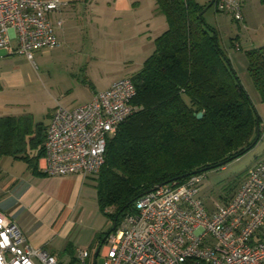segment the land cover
<instances>
[{
	"label": "trees",
	"instance_id": "obj_1",
	"mask_svg": "<svg viewBox=\"0 0 264 264\" xmlns=\"http://www.w3.org/2000/svg\"><path fill=\"white\" fill-rule=\"evenodd\" d=\"M154 2L167 30L154 40V51L141 70L129 77L138 111L108 141L105 163L94 177L99 210L113 225L154 188L223 169L260 139L261 120L220 46L218 32L205 22L204 11L212 2ZM245 56L264 104V48ZM34 126L30 115L0 118V158L23 162L38 175L46 128ZM244 178L240 174L222 185L219 199L226 203L221 193L238 189Z\"/></svg>",
	"mask_w": 264,
	"mask_h": 264
},
{
	"label": "built area",
	"instance_id": "obj_2",
	"mask_svg": "<svg viewBox=\"0 0 264 264\" xmlns=\"http://www.w3.org/2000/svg\"><path fill=\"white\" fill-rule=\"evenodd\" d=\"M218 14L243 22L241 0H214ZM62 0H0V51L32 61L33 52L58 48L55 15ZM130 78L114 82L87 104L58 106L46 128L47 177H95L105 163L108 141L138 109ZM206 176L193 175L141 196L102 244L103 264H264V161L248 172L234 196L209 210L200 195ZM98 254V255H99ZM89 251H79L87 264ZM0 264H58L28 244L0 203Z\"/></svg>",
	"mask_w": 264,
	"mask_h": 264
},
{
	"label": "rangeland",
	"instance_id": "obj_3",
	"mask_svg": "<svg viewBox=\"0 0 264 264\" xmlns=\"http://www.w3.org/2000/svg\"><path fill=\"white\" fill-rule=\"evenodd\" d=\"M130 1L139 4H137L139 6L137 11H126L128 0H120L122 6L120 12L117 10L110 17L113 20L109 21L108 19L105 22L108 24L106 29L117 36L106 39L95 38L91 41L84 37V33L93 28L92 22L95 23L94 17L96 15L92 13L94 6L98 5L99 9L102 10L104 7L107 8L108 4L111 5L113 0H66L68 6L73 5L76 12L67 45L70 51L68 54L62 55L69 59L59 60L55 58L57 53L65 52L63 48L66 45L63 47L60 45L49 52H33L31 62L23 56H15V58L10 59L7 70L18 72L23 79V85L14 89L8 86L9 84L4 85V93L6 94L0 95L1 99L6 104L13 103L16 107L13 110H16L17 115H30L34 127L38 124L47 126L52 117L58 90H63L68 85L74 87V82L69 77V74L74 72V65L83 63V66H87L88 74L91 77H96L97 81L103 72L112 76L120 74L123 65L122 71L128 72L127 74L139 72L149 57V10L150 5H154L155 2L154 0ZM195 2L201 6H208L211 0H195ZM207 9L204 15L205 22L212 28H225L222 32L223 38L232 37L235 34L234 29H238V23L230 20L229 16L216 14L213 8ZM136 16L142 21H146V24L142 25V21L138 22L137 19H134ZM160 17L164 20L162 16ZM77 91L76 87L75 93ZM83 99L84 97L77 96L74 100H66L63 105L69 109L73 102L82 103ZM259 145H264V136L262 135ZM256 154V151L247 153L227 165L223 168L224 170L218 169L206 173L200 195L207 208L214 209L216 205L224 204V201L219 199V191L222 185L247 170ZM29 176L28 166L25 163L14 162L9 158H0L1 192L3 189H7L4 187L13 178L24 182ZM95 187V178L89 177L83 187L79 205L71 218L67 237L58 236L45 249V252L57 259L58 264H78V253L84 250L89 251L87 264H103V259L100 256L102 250L97 258H95V251L105 235L112 229L113 223L100 212ZM236 191L237 188L227 194L221 193V195L225 196V200L228 201Z\"/></svg>",
	"mask_w": 264,
	"mask_h": 264
},
{
	"label": "crops",
	"instance_id": "obj_4",
	"mask_svg": "<svg viewBox=\"0 0 264 264\" xmlns=\"http://www.w3.org/2000/svg\"><path fill=\"white\" fill-rule=\"evenodd\" d=\"M62 1L66 2V0ZM117 2L118 0H113L111 5L108 4L107 8L104 7L102 10L99 9L100 7H98V5L94 6L92 13L96 15L94 17L95 23L92 22L91 25L93 28L84 33L85 38H89L93 41L95 38L106 39L107 37L114 38L117 36L109 31V29H106L108 24L105 23L108 19L109 21L113 20L110 18L112 14L117 10L119 11L122 9L120 0L118 3ZM211 2H214V0H211ZM241 3L243 22L238 23V29H234L235 34H233L232 37L226 36L229 38H223L222 32H224L225 28L213 27V29L218 32L220 46L230 60L234 72L249 96L251 103L261 120L260 127H262L264 126V104L261 103L259 95L255 91L248 75L245 52L264 48V4H260L259 0H241ZM137 4L138 3L136 2L134 3L133 1L131 2L128 0V7L125 10H131L132 12L137 11L139 9V4ZM150 7L149 57L154 51V40L167 30L165 19H161L160 16L162 15L157 11L155 4L150 5ZM211 8H213V6ZM75 15L76 12L73 5L68 6L67 3V7L54 17L55 21H62L63 23L61 28L55 29L59 45H62V47L66 45L64 46L65 48H63V51L65 52L55 53L56 59H69L67 56L63 57L62 55L68 54V51H70V48H68L67 45L70 38V32L73 29V18ZM134 19H137L138 22L142 21L141 18H137V16ZM229 19L232 20L230 17ZM145 22L146 21H142L141 24H146ZM40 55L42 54L40 53ZM12 58H15V56H8L4 51H0V95L6 94L4 93V85L6 86L9 84L8 86L13 89L19 88L23 85V79L18 72L7 70L10 59ZM82 64L74 65L73 74L72 72L69 74V77L72 78L74 82V87L68 85L65 89L58 90L59 92L55 99L54 110L58 106L65 107L63 102L71 99L74 100L77 96L84 97L82 103L73 102L69 109H74L77 106L87 104L91 101L94 94L107 90L114 82L120 79L129 78L134 75L122 71L123 65L121 66L120 74L112 76L107 72H103L101 78L97 81L96 77H91L90 74H88L87 66H83ZM76 87L78 91L75 93ZM13 109H16L13 103L6 104L0 97V118H18L28 115H17L16 110ZM47 126L44 127L47 128ZM261 135L264 136V128H261L259 131L260 139L257 145L249 152L256 151L257 154L253 156V161L251 162L250 167L242 172V174H245V178L250 170L261 161H264V149H262L264 148V145H259ZM43 165L44 156L38 161V175H34L28 169L30 176L24 180V182H21V180H17L16 178L10 180V182L4 187H7V189H3L2 192L0 191V203L7 210V214L15 217V222L25 235L30 247L35 250L45 251L48 244L52 243L58 238V236L64 238L67 237L69 226H71V218L79 205L83 193V187L88 178H82L80 176L47 177L41 170Z\"/></svg>",
	"mask_w": 264,
	"mask_h": 264
},
{
	"label": "water",
	"instance_id": "obj_5",
	"mask_svg": "<svg viewBox=\"0 0 264 264\" xmlns=\"http://www.w3.org/2000/svg\"><path fill=\"white\" fill-rule=\"evenodd\" d=\"M212 5H213V2H212V4H211L210 6H212ZM204 12H205V11H204ZM201 117H202V114H198V115H197V119H200ZM257 137H259V129H257ZM195 174H196V173H193L192 175H195ZM188 177H189V175H188V176H184V177H182V179H185V178H188ZM167 184H168V183H167ZM165 185H166V184H165ZM161 186H164V185H160V186L154 188V190L160 188ZM115 227H116V224H114V225L112 226L111 231H114ZM104 241H105V238L102 240L101 245L96 249V251H95V258H97L98 254H99V251H100V249H101L102 244L104 243Z\"/></svg>",
	"mask_w": 264,
	"mask_h": 264
}]
</instances>
